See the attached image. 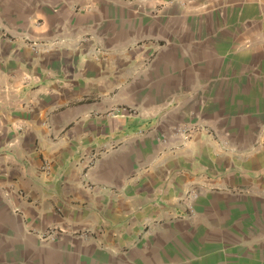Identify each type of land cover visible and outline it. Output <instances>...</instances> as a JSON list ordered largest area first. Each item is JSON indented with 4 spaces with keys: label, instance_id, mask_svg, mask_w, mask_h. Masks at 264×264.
<instances>
[{
    "label": "crops",
    "instance_id": "obj_1",
    "mask_svg": "<svg viewBox=\"0 0 264 264\" xmlns=\"http://www.w3.org/2000/svg\"><path fill=\"white\" fill-rule=\"evenodd\" d=\"M0 264H264V0H0Z\"/></svg>",
    "mask_w": 264,
    "mask_h": 264
},
{
    "label": "built area",
    "instance_id": "obj_2",
    "mask_svg": "<svg viewBox=\"0 0 264 264\" xmlns=\"http://www.w3.org/2000/svg\"><path fill=\"white\" fill-rule=\"evenodd\" d=\"M189 127L186 126H181L175 129V135L183 137V138H187V133L189 131ZM99 156L98 155H90L87 158L84 157V159H86L85 164L87 166V168H90L97 160H98ZM58 228H49L44 232H41L38 234V237L40 239L41 242H51L56 240V238L58 237Z\"/></svg>",
    "mask_w": 264,
    "mask_h": 264
}]
</instances>
